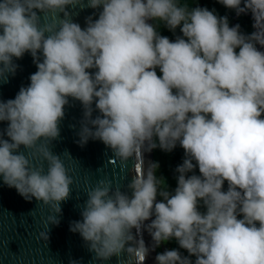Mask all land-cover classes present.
<instances>
[{
    "label": "clouds",
    "instance_id": "obj_1",
    "mask_svg": "<svg viewBox=\"0 0 264 264\" xmlns=\"http://www.w3.org/2000/svg\"><path fill=\"white\" fill-rule=\"evenodd\" d=\"M218 2L237 15L250 12L254 31L245 35L226 16L179 0H88V7L102 6L94 21L86 18L81 29L61 19L53 30L33 9L67 17L65 5L76 0H0V76L14 74L12 58L26 51L37 69L14 98L0 102L9 138L0 139L5 185L60 213L72 178L47 143L59 135L68 97L83 108L81 147L99 139L121 162L141 149H183L171 193L155 161L128 183L130 197L107 180L87 190L82 219L69 231L98 259L121 250L143 258L175 239L188 255L166 249L156 264H264V51L256 47L264 46V0ZM149 20L173 32L180 26L182 35L170 41ZM94 99L101 115L91 118ZM21 145L27 154L16 151ZM37 154L46 171L33 165ZM58 222L48 215L39 237L47 241L48 224ZM142 225L151 249L131 232Z\"/></svg>",
    "mask_w": 264,
    "mask_h": 264
},
{
    "label": "water",
    "instance_id": "obj_2",
    "mask_svg": "<svg viewBox=\"0 0 264 264\" xmlns=\"http://www.w3.org/2000/svg\"><path fill=\"white\" fill-rule=\"evenodd\" d=\"M87 4L88 0H76L74 4L65 5L67 17L63 12L53 15L48 12L42 13L38 9L33 11L40 18V25H51L53 30L55 27L59 28L61 19L78 23L81 29H84L86 18L91 17L94 21L102 10V6L93 9ZM245 14L252 19L250 12ZM237 16L235 12L233 25L236 24ZM147 22L152 23V20ZM48 34L46 32L45 36ZM256 47L264 51V46L256 44ZM37 58L41 61L43 59L39 50ZM12 63L16 65L14 74L6 72L0 76V102L14 98L21 86L26 87L29 84L30 74L37 70L33 57L27 51L20 58L13 57ZM95 70L86 71L92 73ZM67 99L68 103L63 107L64 116L58 122L59 135L51 139L47 147L53 154L60 156L66 173L72 178L68 197L59 202L60 213H54L49 205L35 198L25 200L15 188L5 185L0 176V264H70V261H74L75 264H156L154 258L157 247L151 249V236L143 225L139 231L135 228L131 229L134 239H142L145 246L151 249L143 259L139 256L131 257L125 250L105 260L98 259L95 253L89 250L79 233L69 231L70 222L82 219L80 213L87 199L88 189L96 186L99 180H107L110 181L111 188H119L127 192L130 197L131 190L127 188L128 183L154 161V153L153 149L150 151L141 149L137 154L121 162L99 139L89 138L81 147L76 141L79 140L78 132L83 122V108L80 101L72 97ZM91 107L93 109L91 118L101 115L95 108V99ZM7 123L0 121V139H9L3 134ZM42 139H38L37 144H40ZM39 146L42 147L43 144ZM16 151L27 154L28 150L21 145ZM33 151L36 149L30 150L29 155ZM32 163L45 171L47 169L46 162L39 154ZM50 214L57 217L59 222L48 224V240L43 241L39 237V232L46 230L44 221ZM152 218L154 217L143 223L148 224ZM127 246L128 244L125 247Z\"/></svg>",
    "mask_w": 264,
    "mask_h": 264
},
{
    "label": "trees",
    "instance_id": "obj_3",
    "mask_svg": "<svg viewBox=\"0 0 264 264\" xmlns=\"http://www.w3.org/2000/svg\"><path fill=\"white\" fill-rule=\"evenodd\" d=\"M181 4H187L189 9L200 6L206 7L209 10H214V14L218 17L226 16L228 19L229 26H233V16L235 11L233 9L226 8L224 5L220 4L218 0H179ZM243 6V0L242 4ZM152 24L156 26V30L162 36H167L169 40H174L176 36H181L180 26L173 31H170L163 22L160 21H152ZM236 24L240 25V31L247 35L254 31L252 28V19L245 13H241L236 18ZM238 52V48L235 50ZM157 75H160L159 69H156ZM154 153V161L158 162L159 167L156 170V176L158 178L162 177L164 181V186H166L167 190L171 193L173 189L176 187V177L178 173H176L175 169L177 165L181 164L184 157L183 149L177 144L171 151H163L159 147L153 148ZM193 173L199 175L198 168L193 169ZM192 173H188L190 175ZM223 188L226 190L227 184L225 182ZM156 199L161 200L162 198L157 195ZM198 209L200 211H204L202 205H198ZM166 249H177L181 255L187 256L188 253L186 250L181 249L175 239H170L166 242H162L157 247V253H162ZM195 257H190V260H194Z\"/></svg>",
    "mask_w": 264,
    "mask_h": 264
},
{
    "label": "snow or ice",
    "instance_id": "obj_4",
    "mask_svg": "<svg viewBox=\"0 0 264 264\" xmlns=\"http://www.w3.org/2000/svg\"><path fill=\"white\" fill-rule=\"evenodd\" d=\"M141 259H143V258H141Z\"/></svg>",
    "mask_w": 264,
    "mask_h": 264
}]
</instances>
